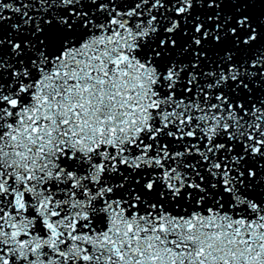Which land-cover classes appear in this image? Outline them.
<instances>
[{"label": "snow or ice", "instance_id": "1", "mask_svg": "<svg viewBox=\"0 0 264 264\" xmlns=\"http://www.w3.org/2000/svg\"><path fill=\"white\" fill-rule=\"evenodd\" d=\"M0 264H264V0H0Z\"/></svg>", "mask_w": 264, "mask_h": 264}, {"label": "water", "instance_id": "2", "mask_svg": "<svg viewBox=\"0 0 264 264\" xmlns=\"http://www.w3.org/2000/svg\"><path fill=\"white\" fill-rule=\"evenodd\" d=\"M259 91V90H258Z\"/></svg>", "mask_w": 264, "mask_h": 264}]
</instances>
